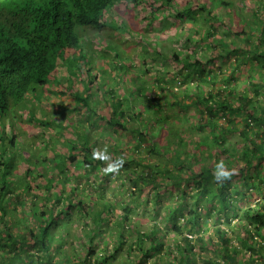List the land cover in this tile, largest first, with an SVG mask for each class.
<instances>
[{
	"label": "trees",
	"instance_id": "1",
	"mask_svg": "<svg viewBox=\"0 0 264 264\" xmlns=\"http://www.w3.org/2000/svg\"><path fill=\"white\" fill-rule=\"evenodd\" d=\"M92 29L96 37L86 36ZM121 36L140 53L120 49ZM95 51L124 72L122 94L101 95L104 113L92 92L106 79L91 71ZM57 74L74 80L59 84L68 85L62 95L70 91V118L55 130L59 141L39 140L70 177L55 183L40 159L21 156L28 184L21 193L0 186V264H146L162 252L166 261L151 264H264V0H0V120L7 111L18 118L30 92ZM88 117L93 127L82 124ZM160 124L171 129L165 138ZM0 132L11 163L16 136ZM116 133L132 140L122 145ZM116 160L123 165L107 172ZM218 162L232 173L222 184L213 179ZM76 221L84 228L68 242ZM115 233V248L99 252L100 239Z\"/></svg>",
	"mask_w": 264,
	"mask_h": 264
},
{
	"label": "rangeland",
	"instance_id": "2",
	"mask_svg": "<svg viewBox=\"0 0 264 264\" xmlns=\"http://www.w3.org/2000/svg\"><path fill=\"white\" fill-rule=\"evenodd\" d=\"M120 6L122 7V5H120ZM120 11H121V8L119 9V12ZM117 14H118V12H117ZM126 17L130 18L129 24L132 27H136V25H137V17L135 15L134 16H130V15L128 16L127 14H126ZM157 28H158V26L155 27V29H157ZM108 31L110 32V30H108ZM77 32H78L79 36L82 37L81 36V32H80L79 29H77ZM89 33L94 36V31H93V34L91 32H89ZM150 33L152 34V32H148V36L149 37H151ZM164 36L166 37V35H164ZM95 37H96V34H95ZM114 38L115 37H107V39H114ZM119 39L122 42L121 43V48L126 49L128 52L133 53V54H139L140 53V48H138V46H136V45H133V43H132L133 39L132 38L121 36ZM98 46H100V43L98 44ZM97 49H99V48H97ZM105 56H106L105 61L104 60L102 61V59L98 58L97 55H96V58H94L92 56V58H93L92 59V64L96 65L91 70L93 74L95 72L96 73L100 72V75L104 76V75L101 74V68H102L101 64L106 62V61H108L109 59H112V57H111V55L109 53H106ZM66 61L67 62H65V65L69 62L68 63L69 66H72V60H66ZM111 63L114 64V60H113V62L111 61ZM117 65H119V63ZM166 65H169V64H166ZM173 69L174 68H172V70ZM120 70H123V68L120 67ZM120 70H117V72L120 71ZM112 75H113V77L115 79H112ZM108 77H110V78H108ZM107 78H106V80L109 81V83H112L113 85H119L118 83H116V82H119V81L114 76V74L110 73V75L107 76ZM73 81L74 80L72 78L66 77V81H60L59 82V77H58V79H55L53 82L49 81L48 84L44 88L40 87L36 91L30 92L29 98H30V101H31L32 105L29 106L27 104V106H29L28 108L24 109V107H23V109L21 110L20 113L17 112L18 118L8 117L7 114H8L9 111L5 112V114L3 116H6V117L4 118V120H0V123L2 124V127H3V128L0 129V131L3 130L7 136L15 134V136L17 138V146H16L15 149H10V151H14L17 156H16V159H15V162H11V163L10 162L6 163L3 160V158H0L1 161L3 162V164L1 165L0 168H3V166L5 165L4 166V170L0 169V186L2 185V183L8 184V183L12 182L13 185H15V187L17 188L15 190L16 193H21L23 190H20L18 188H21V187L23 188V187L26 186V184H28V183H26L25 181L22 180V175L23 174L20 171V168L24 167L23 162L19 161V160H23V158L21 157L22 155H23L24 158L29 159V161L31 163L36 162L38 159H40L41 160L40 163L42 165L41 166L42 173L45 175V177L46 176H48V177L54 176V179L52 181L55 182V183H57L58 181H65V180H67L70 177V175L68 173H66V174L62 173L66 169L63 167V165L61 166V161L58 159V157H53L52 153L50 155V151L47 153V156H44L45 155L44 154L45 151L43 149L44 147L42 145V142L40 143V140H39V139H42L41 137H44V140H52L53 142H56V141H59L57 139H61V138H58L56 131H55V133H53L51 135L46 133V132L40 135L39 130L43 127V125H49L50 124V125L56 126V123H57L55 120H49L48 121L50 116L54 117L53 112H50L51 113L50 114L48 111H55L56 110V102H57L56 98H57L58 92H56L54 95H47L46 92L52 91L53 88L59 89V90L60 89H65V88L68 87V85H63V87L61 88L59 86V84L60 83L68 84V83H72ZM168 81H169V79L166 80L165 84L168 83ZM175 83H179V82H175ZM171 85H173V84H171ZM204 88L208 89V86L205 85ZM74 89L78 90L79 86H76V87L74 86ZM44 91H45V93L43 94L42 92H44ZM63 99H65L66 101H69L70 97L66 96V97H63ZM64 105H66V104L64 103ZM97 105L100 106V110L98 112L99 113H104L105 112L104 105H100V104H97ZM66 107H67V105H66ZM10 111L12 113L13 110H10ZM145 112L146 111H144V113ZM192 114H193L192 111H190V112L188 111L187 115L192 116ZM62 115H64V116H60V115L57 114V117L66 118V119L70 118L69 117V113L63 112ZM76 117H77V115L75 117H73V118L75 119ZM144 117H145V114H144ZM123 121L126 122V125H128L129 127H130V125H137V123H138L137 121L128 119L126 116L123 117ZM92 122H93V120L88 117L87 119H85L82 122V124L86 125V126H92L93 127V125L91 124ZM162 125L163 124H160L159 128H162V129H161L160 133H158V134L160 135V137L165 138V136L168 135V133L170 132L171 129L169 127H167V125H164V127H162ZM103 126L104 125L102 124V127ZM47 130H48V132H52V129L50 127ZM94 130H96L98 133H101L103 131L102 128H95ZM93 135L95 136L96 133H93ZM116 135H120V140H119L120 144L125 145V143L126 144L129 143L128 141L125 140L124 137L121 136L122 135L121 133H116ZM0 136H2L1 132H0ZM233 139H238V137L237 136L236 137L233 136ZM44 142H46V141H44ZM92 142H93V144L95 146V141H92ZM98 142L100 143V141H98ZM0 144L1 145L4 144V146H6V148H7L6 139H5V141H1L0 140ZM104 149L111 150V149H109V146L105 147ZM111 152L112 151H109V153H111ZM4 153H6V149H5ZM142 154L145 155L143 150H142ZM6 156H7L6 157L7 160H9L10 156H11V153H8ZM155 156L157 157V154ZM155 156L151 157L153 162H154L153 159H155ZM157 161H159V160H157ZM162 164L164 165L163 161H162ZM36 166H38V163L36 164ZM4 173H5V175H3ZM63 175H64V179L62 178ZM71 182H73V180ZM30 195L31 194L29 192V196L28 197H30ZM221 218H222V216H221ZM76 225H78L79 228H80V224L79 223H76ZM68 232H69V240H68V242H70L71 239L72 240H74V239L77 240L75 238L74 230L71 229ZM210 232H212V229H210ZM106 238H108V237H106ZM108 239H110L109 242H108L109 249L113 250V248H115V240H117L116 233H115V236L110 234ZM49 240H50V243H51V247L59 240L58 239V231L56 229L53 230V232L51 231V233L49 235ZM166 240H168V239H166ZM128 243L129 242H127V244ZM70 245L71 244H68L64 248H68V250L70 251L71 256H72L73 252H75L76 250L74 249L72 251L70 249L71 248ZM76 249H77V247H76ZM53 250H54V248H53ZM158 255L162 258L163 261H166V257H165L163 252L161 254H156V256H158ZM68 257H70V256H68ZM115 257L118 260H120V261L122 259L123 260L126 259L124 250H121V249L118 250L116 252V256ZM155 257H151L150 259H148L146 264H151L152 259H154ZM42 260H44V257H42ZM132 262H133L132 260H129V261L127 260V262L125 264H132ZM198 264H200V263L198 262Z\"/></svg>",
	"mask_w": 264,
	"mask_h": 264
},
{
	"label": "clouds",
	"instance_id": "3",
	"mask_svg": "<svg viewBox=\"0 0 264 264\" xmlns=\"http://www.w3.org/2000/svg\"><path fill=\"white\" fill-rule=\"evenodd\" d=\"M116 13H117V11L116 10H114L113 12H112V17L109 19L110 21H114L115 22V19H116ZM93 31H94V36H95V34H96V30L95 29H92V30H90V31H88L87 33H86V36H91V37H94L93 35H91L89 32H91L92 34H93ZM99 44V43H98ZM98 44L96 45V47L97 48H99V49H101L100 47H101V45L100 46H98ZM100 51V50H99ZM98 51V52H99ZM71 60V59H70ZM65 62H67V61H65ZM59 77H61V80L62 81H65V76L64 75H61V74H57ZM56 92H58V94H57V99H61V98H63V97H66V96H69V93H70V91H67L64 95H62L61 93H60V90L59 91H56L55 89H54V92L52 93V95H54ZM72 102V100H71V98H70V100L69 101H66L65 99H62V101L60 100V101H57L56 102V108H58V110H55V111H48L49 113L50 112H53V115H54V117H51L50 116V118H49V120H55L57 123H56V126H54V125H47V126H45V131H46V133H48V134H53L54 132H55V129L57 128V124H62V123H64L65 122V120H66V118H61V117H57V114L58 115H60V116H64V115H62V113L63 112H66V113H69V109L67 108L68 106H69V104ZM64 103L67 105V107H66V105H64ZM18 112L20 113L21 112V110H18ZM51 114V113H50ZM51 128L52 129V132H48V128ZM16 146H17V138H16V140L14 141V145L12 146V147H9L8 148V150H7V153H6V155L10 152V149H15L16 148ZM94 155H97L96 153H94ZM7 156H5V159L7 160V158H6ZM0 158H3V160H4V157L2 156V153L0 152ZM99 158L100 159H102V160H104V161H109V159H110V156H109V154H108V152H107V149H104L103 150V152H101V153H99ZM15 159H16V154H15V157H14V160H13V162L15 161ZM1 160V159H0ZM123 165V161L122 160H116V161H113V162H111V163H109L108 164V166H107V168L105 169L107 172H117L118 170H119V168L121 167ZM5 166V165H4ZM4 166H3V168H0V169H4ZM231 175H232V173L230 172V171H228V170H226V166H225V164L223 163V162H218L217 164H216V167H215V170H214V173H213V179L216 181V182H218V183H223L225 180H227V179H229L230 177H231ZM48 176H46L45 178H47ZM72 184H73V182H71ZM69 185H70V182H69ZM78 185V187L80 188V186L82 185L81 183H78L77 184ZM55 193V192H54ZM76 223H78L77 221L76 222H74L73 223V225L76 227H78L76 230H74V232H76L78 229H81V228H84V226H80V228H79V226L78 225H76ZM52 231L53 230H55V229H51ZM58 232H60V227L58 228V229H56ZM70 230V229H69ZM117 234V233H116ZM108 238H103V239H100L101 240V243H100V245H98L97 246V249L99 250V252H102V250L103 249H105L104 247L105 246H107V248L109 249V245H108V242H109V240H107ZM106 240V241H105ZM105 241V242H104Z\"/></svg>",
	"mask_w": 264,
	"mask_h": 264
},
{
	"label": "crops",
	"instance_id": "4",
	"mask_svg": "<svg viewBox=\"0 0 264 264\" xmlns=\"http://www.w3.org/2000/svg\"><path fill=\"white\" fill-rule=\"evenodd\" d=\"M117 11V10H116ZM122 12L123 11H118V14H122ZM123 18H125L126 20H127V18H126V14H124L123 15ZM106 30H110L109 29V27H107V29ZM105 30V31H106ZM104 31V32H105ZM90 48H93V47H91L90 46ZM93 49H95V48H93ZM120 49H122L123 51H126V52H128L126 49H123V48H121L120 47ZM89 50V49H88ZM89 53H90V51H89ZM92 54H94L93 55V57L94 58H96V55L98 56V55H101V53L100 52H98V51H95L94 53H92ZM98 58H102L101 56H98ZM103 58H104V61H105V59H106V56H103ZM111 61L113 62V58L112 59H109L108 61H106L105 62V67H102L101 69V74L102 75H104V76H101L100 75V72H98L99 73V78L101 79L102 77H105V78H107V76H109L110 75V73H114L113 72V68H112V64H111ZM110 66H109V65ZM123 70H120V71H118V75H116L115 73V77L116 78H118L121 74H123L124 72H122ZM128 72H135V71H127V73ZM169 76V74L167 75V77ZM108 79V78H107ZM107 80L105 79V81L104 82H102V84H101V86H100V88L99 89H97V88H95V87H93L92 88V92H93V95L96 97V100H97V102H98V104H100V105H103V104H105V102H104V100L103 99H101V95H106V93L110 90V91H113L114 93H120L121 92V94H122V88H123V86L122 85H113L112 83H109V81H107ZM118 86V87H117ZM120 87H121V89H120ZM80 91H81V88H80V86H79V89H78V92L80 93ZM109 96L111 97V95L109 94ZM62 99L63 98H61V99H57L56 98V101H62ZM64 124V123H63ZM58 126H60V124H57V127ZM116 136H118V140H120V135H116ZM122 137H124L125 138V140L126 141H128L129 143H130V141L132 140V139H129V138H126L125 136H123V135H121ZM17 156V155H16ZM68 184H69V182H68Z\"/></svg>",
	"mask_w": 264,
	"mask_h": 264
}]
</instances>
